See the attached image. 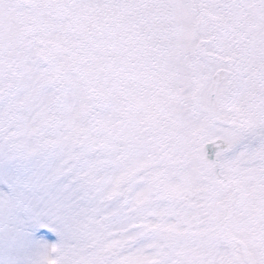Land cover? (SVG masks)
Masks as SVG:
<instances>
[{
	"label": "snow or ice",
	"instance_id": "snow-or-ice-1",
	"mask_svg": "<svg viewBox=\"0 0 264 264\" xmlns=\"http://www.w3.org/2000/svg\"><path fill=\"white\" fill-rule=\"evenodd\" d=\"M0 264H264V0H0Z\"/></svg>",
	"mask_w": 264,
	"mask_h": 264
}]
</instances>
